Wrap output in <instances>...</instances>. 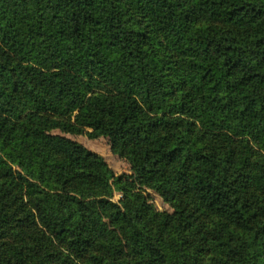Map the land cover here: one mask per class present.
<instances>
[{
	"label": "trees",
	"instance_id": "trees-1",
	"mask_svg": "<svg viewBox=\"0 0 264 264\" xmlns=\"http://www.w3.org/2000/svg\"><path fill=\"white\" fill-rule=\"evenodd\" d=\"M140 18L158 27L185 70L189 88L169 110L190 108L239 137L263 128L264 0H0V178L6 185L0 264H41L39 246L6 239L26 216L66 240L72 256L86 258L83 264H127L131 257L138 264H264V168L251 174L248 160L221 150L193 152L198 172L176 167L173 140L185 139L164 135L165 115H153L166 84L151 66ZM189 18L203 24L222 18L224 25L187 38ZM151 40L158 44L154 35ZM88 95L76 123L64 125L90 128L117 148L158 135L157 145L129 148L138 161L134 175L165 192L177 182L207 215L239 231L237 237L216 236L206 261L189 253L190 246L177 247L184 237L169 247L143 200L127 195L124 174L115 175L85 146L46 132L42 115H70ZM12 185L27 198L31 209L19 200L26 216L16 217L7 205H14L6 200ZM252 187L262 190L261 218L254 223L245 196ZM114 190L124 195L121 202L111 199Z\"/></svg>",
	"mask_w": 264,
	"mask_h": 264
},
{
	"label": "rangeland",
	"instance_id": "rangeland-1",
	"mask_svg": "<svg viewBox=\"0 0 264 264\" xmlns=\"http://www.w3.org/2000/svg\"><path fill=\"white\" fill-rule=\"evenodd\" d=\"M182 3L183 15H186L185 1H182ZM137 8L139 7L137 6ZM140 19L146 30V36H144V39H146L145 46L153 51L155 59L151 61V66L166 84L165 94L161 98L160 103L153 106V115H165L166 123L163 127H159V130H162L164 135H179L185 139L183 142H179L178 139H175V137L179 136H172V139H175L173 140L174 143L179 147L174 157V164H177L176 167L198 172L201 169L200 166L190 161V155L193 152L199 150V152L209 153L214 152V150H221L227 152L230 156L236 157V160L240 163L248 160V163L252 167L251 174L259 176L256 166L264 168V125L254 136L239 137L216 124L202 121L190 108L179 106L170 108L169 110L170 104L176 98L183 97L187 88H189L184 81L185 70L181 66L180 59L165 46L158 27H155L154 23L148 18ZM189 19V22H185L187 38L199 37L209 28L224 25L222 18L210 21L207 24L199 23L191 18ZM152 35L159 40L157 45L151 40ZM157 57H159L158 62ZM88 98L89 95L80 110H76L70 115L57 117L42 115L41 120L46 123V132L52 135L63 136L85 146L87 149L101 155L115 175L124 174L123 180L126 182L127 195H134L137 196L136 198L143 200L145 204L144 211H146L147 215L150 214L148 219L151 221V225L153 226L159 222L158 226L163 227V230L159 231H161V235L165 242L169 244V247H174L171 239L177 242L184 237L187 241L177 247L184 251L187 246H190V250L187 249L189 253L196 252L199 255L198 259L206 261L212 255L210 245L216 236H226L230 239L237 237L239 231L232 227L226 229L221 221L207 215L177 182H169V188L165 192L139 180L134 175L138 161L132 160V149L134 147L137 149L141 148V145L144 146V144L157 145L158 141L156 137L158 135L152 134L142 143L130 140L127 143L128 145L121 146H125L124 148L126 149L125 152H122V148H117L108 137L94 133L90 128L78 125L77 129L70 130L68 126L64 125L65 122L76 123V118L80 112H84L88 107ZM136 144H140V146ZM130 147H132L131 150L129 149ZM13 168L14 170H18L15 165ZM169 169L173 170L172 167H169ZM40 185L48 189V186H45V184ZM5 190L6 185L4 180L0 178V191ZM10 193V196H7L6 200H14V205L12 203L7 205L15 210L16 217L26 216L27 211L25 209L21 211L23 208H19V205L21 202H24L28 206V209H31L27 198L22 192L19 193L14 186ZM261 195L262 190L260 188L252 187L245 191L246 200L250 205L249 214L252 216L253 223L259 222L261 218L259 214L262 203ZM123 197L122 192L114 190L111 199L115 202H121L124 199ZM129 200L130 203L131 201L133 202L132 198H129ZM139 203L141 202L139 201ZM26 217L27 222L22 226L16 227V230L13 229L14 232L9 228V237L6 239H11L12 242L25 239V242L27 241L30 244L39 246L40 256L37 253V258L40 259L41 264L84 263L86 258L71 255L66 240L62 241L52 238L43 231L44 228L41 223L31 220L28 216ZM3 255H5L4 252ZM128 259L127 257L125 260ZM130 259L127 264H138L135 260L136 258L131 257Z\"/></svg>",
	"mask_w": 264,
	"mask_h": 264
}]
</instances>
